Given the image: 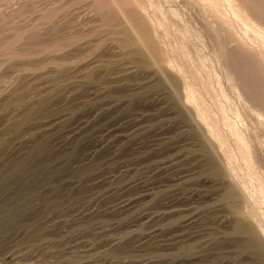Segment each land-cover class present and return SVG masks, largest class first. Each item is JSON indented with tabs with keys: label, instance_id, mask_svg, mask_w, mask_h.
I'll return each instance as SVG.
<instances>
[{
	"label": "rangeland",
	"instance_id": "374dc122",
	"mask_svg": "<svg viewBox=\"0 0 264 264\" xmlns=\"http://www.w3.org/2000/svg\"><path fill=\"white\" fill-rule=\"evenodd\" d=\"M229 152L264 214V0H0V264H264Z\"/></svg>",
	"mask_w": 264,
	"mask_h": 264
},
{
	"label": "bare ground",
	"instance_id": "6f19581e",
	"mask_svg": "<svg viewBox=\"0 0 264 264\" xmlns=\"http://www.w3.org/2000/svg\"><path fill=\"white\" fill-rule=\"evenodd\" d=\"M204 5V4H203ZM138 19V18H136ZM258 26V25H257ZM252 27V26H251ZM252 31V30H251ZM253 34V33H252ZM234 37V36H233ZM190 71V70H189ZM189 75V74H188ZM239 75V74H238ZM194 78V77H193ZM196 79V78H195ZM205 79V78H204ZM192 82V81H191ZM193 83V82H192ZM237 85V83H236ZM193 98V96L190 94L187 96V98ZM201 99V98H200ZM258 100V99H257ZM255 104V103H254ZM259 106V105H258ZM202 108V107H201ZM216 111V110H215ZM238 111V110H237ZM205 112V110H204ZM217 113V112H216ZM203 121L206 122L207 126H209V123L206 121V117L204 115H201ZM222 120V119H221ZM239 124V123H238ZM223 125H225L228 129V131L233 134L236 139H237V143L239 144L237 148H239V157L243 160V162L245 163V165L247 167H250L251 162H250V158H249V149H248V145L247 142L245 141L242 133L234 127V125H232L228 120L224 119L223 121ZM206 126V127H207ZM214 126V125H213ZM217 126V125H216ZM215 126V127H216ZM213 127V128H215ZM218 127V126H217ZM244 127V126H243ZM220 128V127H219ZM224 128V127H223ZM242 129V128H241ZM214 130V129H213ZM217 130V129H216ZM217 136V135H216ZM234 137V138H235ZM218 139V138H217ZM218 143V142H217ZM225 143L222 141V145H224ZM233 144V143H232ZM235 144V143H234ZM231 147V146H230ZM233 148V147H232ZM230 150V149H229ZM215 152V151H214ZM226 155V154H225ZM227 157V162L226 165L222 166L224 167L223 169L217 164L216 161H211L210 163V171L212 172L213 175L218 176L220 174H222L223 172L231 179L234 181V186L236 187V192L239 193L244 200V210L246 215L252 220V222L254 223V225L256 226V228L258 229V232L261 233V235L264 237V214L263 213H259L255 207L252 204V201L250 200V193L248 192V186L245 185L244 183L240 184L236 181L235 178V169L232 167L231 165V159L232 158H236V156L232 153L229 152L226 155ZM220 159V158H219ZM255 159V158H254ZM222 163V162H221ZM238 170V169H237ZM255 177V176H254ZM257 185V184H256ZM257 193L263 198L264 200V186L263 185H259L258 189L256 190ZM235 191L232 192V194L236 193ZM233 205V204H232ZM241 215V214H240ZM243 220V219H242ZM241 225V224H240ZM237 226V225H236ZM242 226V225H241ZM244 226V225H243ZM238 227V226H237ZM245 228V226H244ZM242 232V231H241ZM247 232L249 233L250 236H252V234H255L254 230H252V228L248 229ZM243 233V232H242ZM255 237V236H254ZM250 238V237H249ZM243 240V239H242ZM250 240V239H249ZM256 241V240H255ZM250 242V241H249ZM257 243V242H254ZM242 244V243H240Z\"/></svg>",
	"mask_w": 264,
	"mask_h": 264
}]
</instances>
